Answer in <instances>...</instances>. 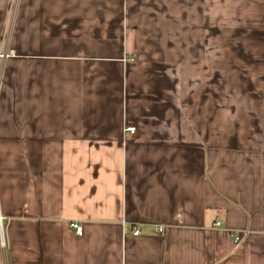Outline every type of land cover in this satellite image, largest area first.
Here are the masks:
<instances>
[{
    "label": "crops",
    "instance_id": "0c3cea01",
    "mask_svg": "<svg viewBox=\"0 0 264 264\" xmlns=\"http://www.w3.org/2000/svg\"><path fill=\"white\" fill-rule=\"evenodd\" d=\"M0 211V264H264V0H0Z\"/></svg>",
    "mask_w": 264,
    "mask_h": 264
},
{
    "label": "built area",
    "instance_id": "2783aa9c",
    "mask_svg": "<svg viewBox=\"0 0 264 264\" xmlns=\"http://www.w3.org/2000/svg\"><path fill=\"white\" fill-rule=\"evenodd\" d=\"M5 56V54L3 55ZM128 131L130 132H134L136 130L135 126H130L127 128ZM5 219L6 216L4 214L1 213L0 211V248L6 252L7 249V240H6V225H5ZM216 227H221V222L220 221H216L214 224ZM70 227L73 228L76 232L77 235H82L84 232V228L83 225L78 223V222H71L70 223ZM163 227H159L158 231L161 233L163 232ZM134 235H139L141 233L139 228H134V230L132 231ZM241 238L240 236L237 234L235 235V241H239ZM29 264V263H27Z\"/></svg>",
    "mask_w": 264,
    "mask_h": 264
},
{
    "label": "trees",
    "instance_id": "16d2710c",
    "mask_svg": "<svg viewBox=\"0 0 264 264\" xmlns=\"http://www.w3.org/2000/svg\"><path fill=\"white\" fill-rule=\"evenodd\" d=\"M39 264V263H38Z\"/></svg>",
    "mask_w": 264,
    "mask_h": 264
}]
</instances>
